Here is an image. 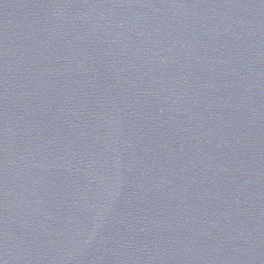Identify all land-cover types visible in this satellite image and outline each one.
<instances>
[{
	"label": "water",
	"instance_id": "1",
	"mask_svg": "<svg viewBox=\"0 0 264 264\" xmlns=\"http://www.w3.org/2000/svg\"><path fill=\"white\" fill-rule=\"evenodd\" d=\"M0 264H264V0H0Z\"/></svg>",
	"mask_w": 264,
	"mask_h": 264
}]
</instances>
